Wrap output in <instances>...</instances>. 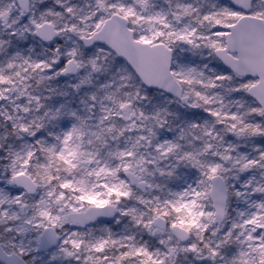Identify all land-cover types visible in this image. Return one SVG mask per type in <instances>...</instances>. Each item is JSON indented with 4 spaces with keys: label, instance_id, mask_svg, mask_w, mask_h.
<instances>
[{
    "label": "snow or ice",
    "instance_id": "6c2138e0",
    "mask_svg": "<svg viewBox=\"0 0 264 264\" xmlns=\"http://www.w3.org/2000/svg\"><path fill=\"white\" fill-rule=\"evenodd\" d=\"M0 264H264V0H0Z\"/></svg>",
    "mask_w": 264,
    "mask_h": 264
}]
</instances>
